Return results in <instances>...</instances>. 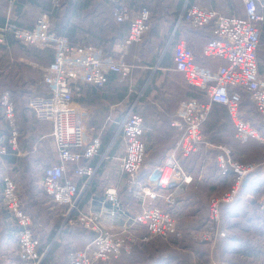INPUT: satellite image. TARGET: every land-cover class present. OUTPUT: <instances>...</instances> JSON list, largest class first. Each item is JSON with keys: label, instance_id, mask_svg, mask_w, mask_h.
Returning <instances> with one entry per match:
<instances>
[{"label": "built area", "instance_id": "obj_1", "mask_svg": "<svg viewBox=\"0 0 264 264\" xmlns=\"http://www.w3.org/2000/svg\"><path fill=\"white\" fill-rule=\"evenodd\" d=\"M50 11L37 14L32 27L16 25L11 21L0 23V44L10 36L22 45L53 50V61L43 67L42 84L47 94L33 95L27 105L38 121H49L59 161L43 168L40 185L51 201L50 208L59 209L61 225L80 231H89V240L67 254V264H111L119 258H128L140 245L153 239L178 241L181 232L177 226L180 212L179 197L185 192L192 177L182 168L179 156L189 157L204 147L215 148V162L220 176H229L226 189L210 194L206 219L193 238L209 246V264H226L215 255V244L227 236L222 210L239 196L244 179L256 172L259 163L243 161L234 156V148L213 144L203 139L202 125L211 104L226 108L233 135L240 143L257 140L264 144V132L246 118L240 107L242 95L248 94L255 111L264 123V77L257 69L256 51L260 27L264 20V0H242L244 15H226L196 3L185 4L176 18V24L193 28H207L210 37L203 47V55L223 60L215 70L197 63L184 40L172 44L174 69L190 86L204 91L208 101L189 98L168 119L179 137L160 165L153 167L145 178L140 173L146 156L143 141V117L133 102L117 122L124 141V154L117 158L116 179L101 192L91 187L102 153L96 164H80L99 154L101 138L86 127L88 111L73 104V93L78 94L87 85H103L111 73L126 79L132 65L126 61L129 47L140 42L149 28L150 11L146 6L129 8L124 2L111 0L116 21L126 23L125 36L110 50L90 43H71L52 28L50 16L62 0H49ZM260 8V10H259ZM6 120L7 143L0 142V163L10 152L18 151L17 117L12 95L0 92V116ZM69 163H74L72 174H67ZM76 179H82L77 185ZM1 205L16 229V264H49V246L40 249L32 219L22 207L17 184L7 174L0 176ZM136 198L140 210L126 208L120 191ZM145 232L140 234L138 229ZM264 264V263H263Z\"/></svg>", "mask_w": 264, "mask_h": 264}, {"label": "crops", "instance_id": "obj_2", "mask_svg": "<svg viewBox=\"0 0 264 264\" xmlns=\"http://www.w3.org/2000/svg\"><path fill=\"white\" fill-rule=\"evenodd\" d=\"M122 1L131 9H136L140 5H147L150 11L147 36L145 35L142 41L131 44L126 55V61L133 66L129 76L126 79H121L120 75L111 73L105 84L87 85L78 94L73 93V104L80 105L88 111L86 119L88 131L99 133L101 138L99 154L81 161L80 164H96L99 162V157L102 153L108 155L98 165V170L91 187L93 192H101L106 185L111 184L116 179L117 175L114 168L117 164V158L124 154V141L117 122L122 119L126 109L133 102L136 103L135 110L143 117L144 122L143 141L146 146V156L140 173L142 178H145L153 167L160 165L164 160L166 152L176 144L179 133L169 125L168 119L178 111L183 101L193 97H191L192 86L188 85L183 80L182 75L174 69L172 44L179 40H184L186 45L191 49L195 61L209 69L215 70L223 62L219 58L203 55V47L207 38L210 37L207 28H193L183 22L176 24V18L182 11L183 6L199 1L200 4H204L207 8L215 9L226 15H244L242 0H233V3H229L232 0H194L193 2H189V0H182V2L181 0ZM51 9L49 0H0V22L14 19V24L16 25L32 27L38 13L50 11ZM110 10L111 0H62L61 5L57 6L54 11L56 13L55 20L57 27L68 33L75 32V34H71L70 36L72 40H75L74 42L70 41L71 43H90L110 50L113 44L119 42L115 41L112 43L110 40H115L116 37V35H113L114 29L112 26L115 23L116 25L120 24L113 19ZM123 24L125 25H120V32L121 34H126L128 25L126 23ZM92 33L97 34L93 36ZM3 44H0V92L9 91L11 93L16 117L17 108L19 107L20 110L21 108H25L29 114L27 117L30 118H28L26 123L19 119L20 126L17 123L19 129L17 137L18 151L10 152L2 158L0 176L7 174L12 177L18 186L20 196L21 190L23 191L21 196L22 207L24 205L29 209H33L32 205L38 206L32 200V196L35 198L36 193L32 187L25 188L23 182L20 184L17 176L19 173H21L20 176L26 175L25 173L30 167L34 168V165H36L39 167L37 179L40 184L43 168L59 161L53 137V153L49 156L43 153L42 158L45 159L43 163L40 160L41 158H38L43 148L42 145L46 146V138L49 135L52 136V126L49 121L36 120L27 105L30 96L47 94L41 80L42 70L43 67L53 61V50L38 48L33 45H22L10 36ZM256 61L258 73L264 77V20L260 27ZM194 88L201 92L198 96L203 102L208 101L204 91L196 87ZM235 90L239 91L241 95L242 93H246L240 91L239 88H235ZM249 102L251 108L245 110V116L251 118L256 111L250 98ZM214 104L223 108V105ZM0 122L3 124V127H0V142L7 143L8 129L4 117ZM220 123H224L225 131L216 133L217 139L215 142L230 146L227 139L232 140L234 138L232 137L231 130L233 129L228 115L220 118L218 124ZM203 135L208 138V134L205 132ZM206 141L215 143L209 140ZM36 145L39 152L36 150ZM212 150L204 147L193 156H179L183 170L193 177L191 182L186 186L185 192L179 197L180 212L178 219L184 220L185 224H191L194 216V214L184 212L185 207L190 208L195 206V201H193L189 192L200 193L206 191L210 195L223 191L229 185L230 177L220 176L216 166L214 173L206 171L204 152H212ZM238 155H241V153H237L236 155L234 153L236 158H239ZM74 166V163L68 164V175L72 174ZM81 180L76 179L77 185L81 184ZM244 192L245 190L241 189L238 196L239 199L234 203L225 205L223 209L226 206H234L239 201H244L243 198L247 195H244ZM44 195L47 197L45 193ZM120 195L122 203L126 208L135 211L140 210V205L136 198L132 197L127 191L122 189ZM207 203L204 205L206 206V212ZM206 212L203 221L200 222V226L195 233L205 221ZM228 218L231 220L233 217L228 216ZM43 219L47 220V218ZM229 219H223V224L227 230L225 238L228 237L231 224L232 228H237V225H233V221H229ZM253 219L258 225V220L254 217ZM41 222L40 217L37 218L34 229L36 233V229H38V235L43 240L45 226ZM57 226V233L61 238L60 243L64 242V238H68L70 241V245L67 246L66 252H64V259L57 261L56 253L60 245L54 246L55 244L52 239L44 242L40 240V245L43 246V249L46 246H49L50 249L52 248L49 254V264H67L68 251L72 248L82 247L89 240L91 233L87 230L80 231L69 225L63 228L61 221ZM138 232L143 234L145 229L141 227L138 229ZM180 232L182 235L183 232ZM225 238L219 240L224 244L220 248L221 261L226 264H263L264 258L260 256L263 249H260V246H252L245 240H240L239 242L235 237H228L227 240ZM150 243H146L145 245ZM144 248H148V246ZM136 252L133 256L135 258L134 263L144 261L143 252L139 250ZM146 252L147 249L144 250L145 254ZM225 256H227V259ZM131 257L130 255L128 258H119L111 264L128 263ZM16 261V229L8 219L7 210L1 205L0 185V264H16ZM210 262L211 259L209 260Z\"/></svg>", "mask_w": 264, "mask_h": 264}, {"label": "rangeland", "instance_id": "obj_3", "mask_svg": "<svg viewBox=\"0 0 264 264\" xmlns=\"http://www.w3.org/2000/svg\"><path fill=\"white\" fill-rule=\"evenodd\" d=\"M229 3H233V0L230 1ZM201 5L205 6L202 3ZM147 32L144 34L142 40L144 39L145 35L148 34ZM28 115H29L28 111L25 108L24 109L21 108L20 110L18 107L17 108L18 125L20 124L19 119H21V121H24V123H26L28 118H30L27 117ZM1 123L2 122H0V124ZM0 127H3V124H1ZM203 139L204 141H206L208 138L203 135ZM234 139L232 140L234 141ZM46 140H47L46 146L42 145L43 147L42 151L38 156V158L39 157L41 158L40 160L42 161V163L43 161L45 162V159L42 158L43 153H46L48 156L53 153L52 136L49 135L46 138ZM232 140L227 139L228 143H230L229 145L232 146V148H234L235 155L237 153H241V155H238L239 158H241L242 160L259 163V166L256 170V175H255L256 178L258 179L257 183L249 184L245 188L244 195L245 194L247 195L246 197L243 198L244 201L241 202L239 201L234 206H229L230 208L226 206L223 209L222 212L223 219L228 220L229 219L228 216H232L233 220L229 219V221H233L232 222L233 225H237V228H232L233 226L231 224V230H229L228 237H235L239 242L240 240L248 241L250 245L255 247L260 246V249L264 250V144L257 140L255 141L249 140L246 143L242 144V145L247 144L249 146L248 151H246L245 149H243L242 151V147H238V145H234ZM211 149H215V148H211ZM36 150H37V145H36ZM209 151L204 152L205 155L204 164L207 169L206 170L207 172L214 173L215 172L214 159H213L214 155L213 152H209ZM37 152H39V150H37ZM38 171H39V167L34 165V168L30 167V169L25 173L26 175L20 176L21 173H19L17 179L18 182H20V184H22V182L24 183L25 188L32 187L34 192L36 193V197L34 198V196H32V200L33 203L34 204L37 203L38 206L32 205L33 209L30 208V210L34 215V218L37 219L40 217V220L42 221L41 222L42 225L45 226L44 237L43 240L42 238L41 240L44 242L48 240L50 241L52 239V241L55 244L54 246L60 245L59 246L60 248L56 253V258L58 261L59 259H64V252H66L67 246L70 245V241L68 238H64L63 240L64 242L60 243L61 238L58 236L57 233L58 226L56 227V223H59L60 221L59 218L56 217L59 216V209L52 210L50 208L51 201L48 199V197L44 195L37 179L39 176ZM22 194L23 191L21 190V196ZM189 195L191 196L193 201H195V206H192L190 208L185 207L184 212L188 214H194L192 218V222L191 224H185L184 220L180 218L177 221L178 229H181L180 231H182L184 235L182 234L181 238L178 241L172 240L170 242H165V241L153 239L150 244L140 245L135 249L134 252L137 253L136 251L138 250L140 252H143L145 257L144 261H139L137 263H134L135 258L132 256V258L129 259L128 263H124V264H209V260L211 259V257H209V246L204 243L198 242L193 238L195 231L200 226L199 225L200 222H202L204 219V215L206 212L205 211L206 206L204 205L207 203V197L209 194L206 191H202L200 193L189 192ZM42 217L47 218V220L43 219ZM253 217L258 220V225L256 224ZM49 219L50 221H48ZM52 229H54V231L53 234L51 235V239H49L50 237L49 235ZM36 230L38 234V229ZM228 237L225 239H228ZM223 245L224 244L222 243V241L221 242L218 241L214 246L216 249L215 255L220 260L222 259V256L220 254V248L223 247ZM145 246H148V248H144ZM145 249H147L146 254L144 253ZM225 257L227 259V256ZM225 257H223V259H225Z\"/></svg>", "mask_w": 264, "mask_h": 264}, {"label": "trees", "instance_id": "obj_4", "mask_svg": "<svg viewBox=\"0 0 264 264\" xmlns=\"http://www.w3.org/2000/svg\"><path fill=\"white\" fill-rule=\"evenodd\" d=\"M119 1H122V0H119ZM194 0H189V2H193ZM123 2V1H122ZM181 2H182V0H181ZM196 4H198V5H200V6H202V7H206V6H203V5H201L200 3H199V1H197V2H195ZM192 4V3H191ZM141 6H146L148 9H149V7L147 6V5H140V6H138V7H141ZM232 6V5H231ZM207 8V7H206ZM242 9H243V7H242ZM55 10V9H54ZM52 11V13H51V16H50V20H51V24H52V28H53V30L58 34V35H63V36H65L69 41H71V42H74L75 40H72L71 38H70V36H71V34H75V32H72V33H68V32H66V31H64V30H62V29H60V28H58L57 27V22H56V20H55V15H56V13H55V11ZM111 16L113 17V19L115 20V18H114V16H113V5H112V2H111ZM11 20V19H10ZM13 23H15V21H14V19L13 20H11ZM116 21V20H115ZM117 23H120V24H117L116 25V23L115 24H113V29H114V34L113 35H116V37H115V40L114 39H110L111 40V42L113 43V42H115V41H120L124 36H125V34H121V32H120V25H125V24H123L122 22H118V21H116ZM0 23H3V22H0ZM148 31V30H147ZM97 33H92V35L93 36H95ZM114 37V36H113ZM117 38V39H116ZM114 40V41H113ZM1 45H4V44H1ZM199 94H201V92L200 91H198L197 89H195L193 86L191 87V97H198V98H196V99H198L199 101H202L200 98H199ZM221 105V104H220ZM240 107L244 110V112H245V110L247 109V108H251V106H250V102H249V96L246 94V93H242V100H241V103H240ZM225 115H228L227 114V111H226V108L223 106V108L221 107V106H218V105H216V104H212L211 105V107H210V111H209V113H208V115H207V118L205 119V122L203 123V125H202V128H201V130L203 131L202 133H206V134H208V139L207 140H209V141H212V142H215V140L217 139V135H216V133L217 132H222V131H225V125H224V123H220V124H218V121L220 120V118H223ZM247 117V116H246ZM3 118V116L1 115L0 116V120ZM251 122H252V124L255 126V127H257L258 128V130H260L261 132H264V123L261 121V119H260V116L258 115V113L257 112H254V114L251 116V118H249V117H247ZM205 135V134H204ZM232 137L234 138V135H233V130H232ZM236 139H234V141H232L233 143H234V145H238V147H242V151H243V149H245L246 151H248V149H249V146L247 145V144H245V145H247V146H245V145H242V144H244V143H240L238 140H236ZM255 141V140H254ZM214 144H218V142H215ZM230 144V143H229ZM243 146H245V147H243ZM244 150V151H245ZM217 149H213L212 150V152H213V159L215 158V155H216V153H217ZM240 160H242L241 158H239ZM243 161H246V160H243ZM214 166H216V162L214 163ZM256 172H254V173H252V174H250L249 176H247L245 179H244V181H243V183H242V186H241V189L242 190H245V188L249 185V184H256L257 183V178H256ZM193 178V177H192ZM240 189V190H241ZM23 208L25 209V211L26 212H28L29 214H30V216H31V218H32V228H33V231H34V234H35V236L37 237V238H39V240H41V236L39 237V235L35 232V225L34 224H36V220L37 219H35L34 218V215H33V213L31 212V210L28 208V207H25L24 205H23ZM58 218H59V220L61 221V216L59 217L58 216ZM59 221V222H60ZM35 222V223H34ZM57 224H59V223H56V226H57ZM66 226H68V225H64L63 226V228L64 227H66ZM52 233H53V229L51 230V232H50V237H49V239H51V235H52ZM233 239V238H232ZM227 240V239H226ZM40 249L42 250L43 249V246L41 245L40 246ZM257 249H259V248H257ZM51 251H52V248L51 249H49V254L51 253ZM136 253L134 252V253H132V255L131 256H134ZM262 258H264V250L262 251V254L260 255ZM132 258V257H131ZM49 260H50V256H49V258H48ZM48 260V261H49ZM264 260V259H263ZM264 263V262H263Z\"/></svg>", "mask_w": 264, "mask_h": 264}]
</instances>
